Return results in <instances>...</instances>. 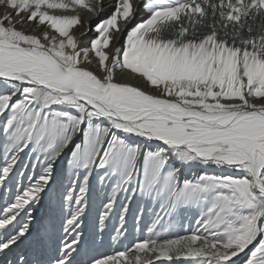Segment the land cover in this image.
Wrapping results in <instances>:
<instances>
[{"label":"snow or ice","instance_id":"1","mask_svg":"<svg viewBox=\"0 0 264 264\" xmlns=\"http://www.w3.org/2000/svg\"><path fill=\"white\" fill-rule=\"evenodd\" d=\"M110 9L0 0V264H264V0Z\"/></svg>","mask_w":264,"mask_h":264},{"label":"bare ground","instance_id":"2","mask_svg":"<svg viewBox=\"0 0 264 264\" xmlns=\"http://www.w3.org/2000/svg\"><path fill=\"white\" fill-rule=\"evenodd\" d=\"M103 4H104V11L99 16H92L91 14H88V13H86L84 11L80 12L82 20L84 21L85 24H87L90 21L91 25L95 26V24L99 20L105 18L109 14V12L111 10L110 9L111 0H103ZM138 19H139V17H138ZM258 24H259V21L257 22V25ZM24 27L28 28L29 26L28 25H24ZM79 31H81V32L84 31V28L83 27L79 28ZM89 35L90 36L94 35V33L90 32Z\"/></svg>","mask_w":264,"mask_h":264},{"label":"rangeland","instance_id":"3","mask_svg":"<svg viewBox=\"0 0 264 264\" xmlns=\"http://www.w3.org/2000/svg\"><path fill=\"white\" fill-rule=\"evenodd\" d=\"M259 25V24H258Z\"/></svg>","mask_w":264,"mask_h":264}]
</instances>
